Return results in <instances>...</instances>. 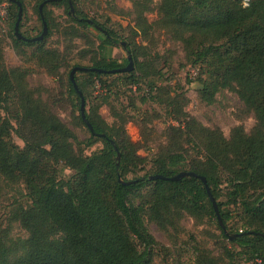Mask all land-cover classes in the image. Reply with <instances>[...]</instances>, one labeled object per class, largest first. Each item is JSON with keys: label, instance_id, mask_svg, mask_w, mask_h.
<instances>
[{"label": "trees", "instance_id": "16d2710c", "mask_svg": "<svg viewBox=\"0 0 264 264\" xmlns=\"http://www.w3.org/2000/svg\"><path fill=\"white\" fill-rule=\"evenodd\" d=\"M2 1L9 3L14 49L26 55L24 47L37 45L26 57L54 73L65 60L44 44L58 29L46 10L48 4L64 7L68 20L63 33L71 39L89 28L101 34L99 44L91 43L78 62L66 64L70 70L88 68L76 71L74 80L94 134L80 116V97L69 79L70 70L66 77L71 105L78 109L76 118L88 134L84 139L49 109L40 91L30 88L27 77L32 70L6 67L0 40V181L22 185L25 200L14 206L13 216L28 233L13 258L0 234V264H152L156 241L146 221L174 226L183 215L215 221L224 263L264 264V0H247L246 5L243 0H130L134 26L123 42L133 68L127 72L111 71L127 64V56L123 62L112 57V48L122 37L88 18L78 7L81 0H39L36 12L42 27V3L47 33L35 41L14 35L17 5ZM18 1L23 13L22 0ZM154 1L157 19L149 22L145 13L152 11ZM20 24L21 20L19 32ZM157 30L180 42L186 62L199 70L194 81L201 102L210 105L221 90L236 93L254 118L248 133L237 125L225 137L217 126L202 125L179 105L182 93L172 95L148 80L136 37L148 40ZM96 81L101 90L87 109L92 95L88 89ZM121 97H126V105ZM148 104L177 122L163 130L164 143L155 144L157 151L147 167L146 159L137 154L140 144L129 138L125 125L130 121L139 127L145 146L154 140L145 135L150 136L147 125L160 110L140 113ZM102 105L109 107L111 123L99 114ZM96 142L102 143L101 148L86 154ZM181 171L205 178L232 239L217 221L199 178H149L172 177ZM205 259L200 261L215 264L208 256Z\"/></svg>", "mask_w": 264, "mask_h": 264}, {"label": "rangeland", "instance_id": "374dc122", "mask_svg": "<svg viewBox=\"0 0 264 264\" xmlns=\"http://www.w3.org/2000/svg\"><path fill=\"white\" fill-rule=\"evenodd\" d=\"M22 4L20 32L26 36L35 37L42 28L36 12L39 0H22ZM78 7L88 18L96 19L100 24L114 30L122 37L112 48V57L123 62L127 52L121 46V42L129 40L132 35L131 28L134 26L132 2L130 0H81ZM152 7V11L145 13L149 22L157 19L156 1ZM46 10L52 15L58 29L52 30L44 44L49 49L58 50L59 60H65L58 68L57 73L38 66L26 57L37 45L24 47L26 55H22L14 49L10 26L12 19L9 17V3L6 1L0 2V40L3 45V60L7 68L27 67L32 70L30 76L27 77L30 88L40 91L41 97L49 109L68 125L78 135L79 139H84L88 134L76 118L78 109L71 105L70 97L67 94L66 77L70 70L69 66L78 62L79 58L90 50L91 43L94 46L99 44L101 33L94 28H89L81 37L71 39L63 33L68 20L64 7L48 4ZM136 43H138L139 51L142 53L140 61L144 62V70L148 75V80L156 87L168 89L172 95L182 93L183 97L179 96V105H183L188 116L194 117L207 127L217 126L225 137H228L230 130L237 125H242L247 133L252 129L254 125L252 113L244 108L232 90L225 89L216 93L210 105L200 101L198 85L194 81L199 70L186 62L181 43L170 38L164 30L152 32L148 40H143L137 36ZM86 63V61H82V64ZM157 71L161 75L156 74ZM141 87L146 89L147 86ZM127 88L130 87H120L121 90ZM100 90L97 81L88 89L89 94L92 95L88 96L86 101L87 109L92 102L95 103L94 96L99 94ZM122 98H124L123 103L126 105V97ZM155 108L160 110L159 117L154 118L147 125L150 128V136L145 135L146 138L154 137L155 139L151 140L148 145H144V138L141 137L139 127L135 123L129 121L125 125L129 138L140 144L141 147L137 154L146 159L147 167L149 166V159L157 151L155 144L164 143L163 130L168 125L177 122L172 119L171 114H167L163 109H159L153 104L142 106L140 113L148 111L155 114ZM98 111L107 122H112V115L108 106L102 105ZM131 114L134 113L131 112ZM12 136L15 143L22 146L21 140L14 134ZM101 146V142H96L87 148L85 153L90 154ZM66 173H70V171L67 170ZM142 173L143 171L139 174ZM23 193L21 184H7L0 181V234L3 236L2 241L6 243L10 251V258L19 254L20 243L28 236V233L13 216L14 206L23 203L25 200ZM146 225L156 241L152 264H204L200 259L206 262V256L211 258L215 264H226V262L224 263L226 257L222 248V239L218 236L219 231L214 220H209L206 217L197 219L190 215H183L181 219L175 221L174 226L163 227L150 221H146Z\"/></svg>", "mask_w": 264, "mask_h": 264}, {"label": "water", "instance_id": "95a60500", "mask_svg": "<svg viewBox=\"0 0 264 264\" xmlns=\"http://www.w3.org/2000/svg\"><path fill=\"white\" fill-rule=\"evenodd\" d=\"M8 1H11V2H14L16 5H17V15H16V19H15V22H14V25H13V32H14V35L19 38V39H23V40H26V41H35V40H40L46 33H47V27H46V22L43 18V15H42V12H41V9H42V3L39 5V13H40V17L42 19V31L41 33L36 36V37H33V38H25L21 35V33L19 32V23H20V20H21V16H22V5L21 3L18 1V0H8ZM69 6H70V9L72 10V7H71V3L69 1ZM89 22H91L90 20H88ZM121 46L123 48H125V42H121ZM127 52V51H126ZM133 68V61H132V58H131V55L129 54V52H127V64L122 67V68H118V69H114V70H111L112 72H127V71H130L131 69ZM88 70V68L84 67V66H74L70 71H69V79L73 85V88L76 90V92L78 93L79 97H80V106H79V112H80V116L81 118L84 120L85 124L87 125V127L89 128L90 132L92 134H94V131H93V128L92 126L90 125V123L85 119V115H84V99L81 95V92L78 90L77 88V85H76V82L74 80V73L76 71H86ZM90 70H94V68H90ZM98 71H101V70H98ZM100 136H104V134H98ZM115 148V147H114ZM119 159V154L117 153V156H116V160ZM184 176H194V177H197L201 180V182L203 183L204 185V188L206 190V193H207V196L211 202V205L213 207V210L215 212V215H216V218H217V221L219 222L220 226L222 227L223 231L225 234L228 235L229 239H232L234 237V235H230L227 230L225 229V227L223 226V224L221 223V218H220V214H219V211H218V207H217V204L215 202V200L213 199L212 195H211V192H210V189L206 183V180L203 176L201 175H198L192 171H181L179 173H177L176 175L172 176V177H164V176H161V175H153V176H149L150 179H156V178H165V179H171V180H174V179H179V178H182ZM118 180L122 183H129V181H121L119 178Z\"/></svg>", "mask_w": 264, "mask_h": 264}, {"label": "built area", "instance_id": "2783aa9c", "mask_svg": "<svg viewBox=\"0 0 264 264\" xmlns=\"http://www.w3.org/2000/svg\"><path fill=\"white\" fill-rule=\"evenodd\" d=\"M243 1H244V4L246 5L247 4V2H246L247 0H243Z\"/></svg>", "mask_w": 264, "mask_h": 264}]
</instances>
